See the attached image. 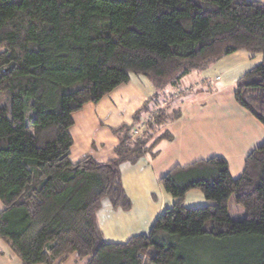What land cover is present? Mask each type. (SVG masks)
<instances>
[{"label": "trees", "instance_id": "obj_1", "mask_svg": "<svg viewBox=\"0 0 264 264\" xmlns=\"http://www.w3.org/2000/svg\"><path fill=\"white\" fill-rule=\"evenodd\" d=\"M237 51L262 55L237 80L235 98L264 125L259 1L0 0V239L21 264H55L73 253L86 264H264V142L237 178L218 155L173 167L168 176L182 192L148 233L125 242L105 240L98 211L106 198L129 210L121 165L154 157L172 138L168 130L154 135L167 119L164 108L150 111L157 95L135 115L153 119L137 139L126 133L111 159H70L74 113L86 103L131 75L176 87ZM192 188L208 204L186 206ZM231 196L243 218L230 215Z\"/></svg>", "mask_w": 264, "mask_h": 264}, {"label": "rangeland", "instance_id": "obj_2", "mask_svg": "<svg viewBox=\"0 0 264 264\" xmlns=\"http://www.w3.org/2000/svg\"><path fill=\"white\" fill-rule=\"evenodd\" d=\"M255 1L264 4V0ZM241 53L249 55L241 51L238 54L224 56L205 70L193 71L184 76L176 87L166 86L161 90L153 84L155 92L149 99L157 95L158 102L156 104L154 100L146 101L151 107L153 106L150 111L155 109L154 112H157L159 108H164L167 115L165 125L159 131H155L154 135H159L165 130L173 135L172 138L163 139L157 144L154 148L158 150L157 155L153 157L147 153L154 161L155 170L166 172L160 177L162 184H166V174L176 165L186 166L195 160L208 159L215 155L227 160L233 177L237 178L242 174L245 158L240 153L247 133L244 135L239 129L247 121L246 117H255L238 103L235 98V89L239 77L261 61L262 55L256 54L254 58H246V54L241 55ZM128 90L130 95H133L130 87L127 88L126 93H129ZM112 93L114 92H111V95L108 94L109 99ZM130 105L132 103H129V100L118 105L122 108L121 119L127 120V112L131 111ZM157 106L159 108L156 109ZM97 108L99 109L98 106ZM177 111H179L178 116L175 115ZM149 114L148 112L142 113L141 118L147 119ZM115 119V116L110 115L108 121L115 122ZM128 122L127 129L131 131L136 123L133 117L128 118ZM148 122L149 120L146 121L147 124ZM152 141L151 139L148 145H151ZM79 152L80 154L74 158H79L85 153L95 156L98 153L89 142L82 143ZM157 192V196L153 195V198L161 201L163 197ZM201 200L206 202L202 204ZM105 202L110 203L108 198L103 199L102 205ZM184 204L199 207L208 204V201L200 190L194 189L184 194ZM2 208L3 204L0 201V211ZM228 208L230 215L235 219L245 216V210L236 203L234 196L229 198ZM19 260L9 244L0 239V264H16L20 262Z\"/></svg>", "mask_w": 264, "mask_h": 264}, {"label": "crops", "instance_id": "obj_3", "mask_svg": "<svg viewBox=\"0 0 264 264\" xmlns=\"http://www.w3.org/2000/svg\"><path fill=\"white\" fill-rule=\"evenodd\" d=\"M239 52L241 51L233 54H238ZM248 54L245 55L246 58H254L255 56L254 54L251 55V53ZM129 87L133 90V95H130L129 90V93H126ZM154 90L153 83L147 77L131 75L129 82L118 86L112 91L114 93H112L113 98L111 97V100L109 99L110 92V95L107 94L99 102H88L82 109L75 112L74 124L70 129L74 140L70 156L72 162H77L90 155L85 153L79 158H74V156L80 154L79 148L85 142H89L97 149L98 153L96 156L91 154L96 160L106 161L111 159L114 154V148L122 141L126 133L130 134V131L127 130L128 118L133 117L134 123L138 124L140 118L138 120L135 117L136 112L154 94ZM125 100H129V103H132L130 105L131 111L127 112V120L121 119L122 108L118 106ZM110 115L115 116V122L108 121ZM246 119L247 121L243 127L239 129L241 133H247L246 140L243 141L244 146L241 148L242 152L240 153L244 158L254 148L264 142V125L256 118L246 117ZM153 162L146 154L137 163L126 162L121 165L124 188L131 198L132 207L124 211L122 209H114L112 204L108 202L101 205L98 211V224L106 241L125 242L133 235L148 233L155 219L166 207L172 205L175 201V196L182 192L173 179L168 176L169 172L165 177L166 184H162L163 181L160 177L166 172L155 170ZM194 189L201 191L200 188H192L186 193ZM157 191L163 197L161 201H156L153 198V195L157 196ZM205 202L201 200L202 204ZM86 262L87 259L79 260L77 254L73 253L62 260H58L55 264H86ZM16 264H21V261Z\"/></svg>", "mask_w": 264, "mask_h": 264}, {"label": "built area", "instance_id": "obj_4", "mask_svg": "<svg viewBox=\"0 0 264 264\" xmlns=\"http://www.w3.org/2000/svg\"><path fill=\"white\" fill-rule=\"evenodd\" d=\"M151 115L152 114H149L147 116V119L140 118V120L138 121V124L133 126V129L130 131V135L133 139H135L136 137H139L142 134V132L145 130L147 126L146 121L153 119V115L152 116Z\"/></svg>", "mask_w": 264, "mask_h": 264}]
</instances>
